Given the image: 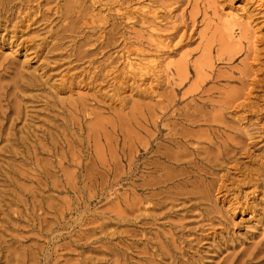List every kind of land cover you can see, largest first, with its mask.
I'll list each match as a JSON object with an SVG mask.
<instances>
[{
  "label": "bare ground",
  "instance_id": "6f19581e",
  "mask_svg": "<svg viewBox=\"0 0 264 264\" xmlns=\"http://www.w3.org/2000/svg\"><path fill=\"white\" fill-rule=\"evenodd\" d=\"M101 1L103 0H92L89 3H86L87 0H0V29L4 30L0 35L13 43L20 36H17L20 26L24 25V28H27L38 21H42L41 25H43L42 23L48 20L49 12L53 15L51 22L58 18L67 19V25L55 30V33L51 32L50 37L52 36L53 39L44 40L43 45L48 48V51L60 49L65 43L64 39L70 38L69 41L72 43L66 45L67 50L73 54L77 62L85 58L87 64L80 68L81 71L74 72L70 79L66 77L67 82L63 87L67 86L65 91L67 95L57 101L58 103L51 104V108L57 106L58 113L64 115L71 125H75L72 112L83 114L84 119L88 117L90 121L94 119V124L98 127L93 129L96 134L100 132L101 127H108L111 123V120L104 119V112H109L115 123L132 127V131L127 129L124 131L118 142L122 158L126 161L122 167L123 170L114 174L112 169L101 161L99 165L106 176L93 184L95 196L88 201L89 204L96 202V199L100 202L99 196L119 180L122 181L123 191L127 193V197L120 198L118 201L122 210L111 209L94 213L91 217H78L84 224L100 222L99 225L90 227L91 234L102 232L109 224L101 220L103 215L111 223L119 220L137 228L135 231H122L133 238L131 244H124L119 240L113 243V247H108L109 251L104 250V252L116 257L114 261L121 264H125L121 260H124L127 255H130L133 260L130 264H199L204 243L216 237L215 224L220 223L225 229L235 213L257 211L252 201L250 203L245 199L239 202L235 196H231L228 181L233 171L235 173L233 182L237 185L246 184L252 187V193L256 189L264 190V164L262 163L264 132L250 124L249 126L244 124L243 128L230 125L227 114L241 110H250L258 115L264 113V107L251 104L253 100L249 96L253 89L258 90L260 83L254 78L256 74L252 75L254 73L251 70L252 62L243 64L242 69L231 70L230 74L225 76L215 72L213 66L215 61L229 66L230 61L235 60L242 49L241 47L230 48L228 41L230 35L228 31L232 27L230 23L213 62L207 58L212 51V44L207 42L202 47L203 53L197 57L195 64H190L184 56L167 69L162 70L159 66V71H154V68H157L155 65L145 66L141 63H133L131 60L127 62L125 60L120 67L121 58L128 59L133 52V49L129 50L127 45L137 43L151 46L155 40L154 34L141 26L139 31L128 36L130 31L125 29L120 31L118 21L110 24L112 18H115L113 14L111 17L108 15L101 17L100 10L95 13V9L98 2L104 3L107 11H111L112 2L120 1L123 5L129 1ZM169 1L163 0L160 8L165 11L170 5L167 3ZM202 11L204 12L205 8ZM131 12L133 11L130 9L126 11L130 14ZM189 16L190 23L185 21L183 24L186 28L189 25H195L197 20L196 13ZM119 18L122 19V17ZM152 22L151 25H154L152 27L157 29L158 25ZM147 27L150 28V26ZM79 28H81L79 33L76 31L77 34L72 35V32ZM243 33L241 31L238 37L239 44L245 37ZM54 39L56 43L52 42ZM157 44L162 45L161 42ZM113 48H118L116 51L121 52V55L115 54V50L109 52ZM247 48L243 60H254L255 54L251 48L248 46ZM191 67L195 71L196 81L181 91L186 85ZM81 82H83L82 85ZM89 83L110 88L107 93L109 91L112 93L108 95V98L112 99L118 95L114 101L118 102L120 109L127 108L128 111L120 113L99 102L94 106L88 105L85 102V95H76L75 91L81 86L85 87L83 91H89L90 88L87 86ZM142 84H145L144 88L140 89ZM164 86L169 91L165 90L163 94H160L157 90ZM146 88L152 103L145 104L132 99L131 106H127L128 100L134 94L144 98L143 90ZM133 90L135 91L132 92ZM93 97L97 98V95ZM253 107L255 110H252ZM3 114L0 120V133L4 131L9 121L10 125L7 129L16 131L13 126L15 120L20 117L19 111H16L13 119L8 118L5 112ZM238 119L242 120V116H238ZM6 134L13 135L10 132ZM18 138L22 144L29 139L27 135ZM131 144L134 145L133 149ZM38 147L39 144L34 143L31 151H35ZM94 152L99 157L103 153V148L99 146ZM60 170H62V163H55L49 170L33 168L31 172L44 177L45 174ZM31 172L22 174L28 177L32 175ZM76 183L67 181L63 189L76 196L80 190V187L75 186ZM48 184L49 182L45 183L48 188L56 187L53 182L50 186ZM36 186L41 188L39 183H36ZM35 191L34 189L33 192L26 193L23 200L16 195H11V199L7 202L0 201V215L21 221L19 219L22 218L21 211L11 213L10 207L14 203L27 206L26 201L29 200L32 205L29 220H37L40 223L45 216L39 212H33L37 205L41 208L42 203L41 200L37 201ZM244 196L248 194L244 192ZM261 197H263L262 200L257 202L261 204V212L257 213H261L264 219V194H261ZM220 202L221 206L224 205V212L217 210L216 205ZM226 203H229L227 208ZM1 205L5 207L2 208ZM53 206H51L52 211L58 214L56 216L57 224L59 223L58 229H66L68 222L61 219V216L71 206L67 205L63 208ZM42 208L47 211L45 207ZM78 209L75 207V210ZM15 214H17L16 217ZM1 220L6 221L0 217ZM6 223L11 222L6 221ZM137 230L140 237L136 234ZM102 235L97 238V241L103 238L106 242L123 237L112 231H104ZM62 237L69 239L64 246L62 243L63 247L78 241V239H71L70 234ZM86 238L88 239L89 235ZM221 245L227 250L232 248V252L221 256L219 264H264V238L253 242L250 247L241 249L236 247V243L233 244L231 237L224 236L218 238L216 245L207 246V248L222 249ZM5 246L6 240L0 235V250ZM25 255L29 256L25 252H19L17 259L13 255L12 258L8 256L7 261L16 259L24 263Z\"/></svg>",
  "mask_w": 264,
  "mask_h": 264
},
{
  "label": "rangeland",
  "instance_id": "374dc122",
  "mask_svg": "<svg viewBox=\"0 0 264 264\" xmlns=\"http://www.w3.org/2000/svg\"><path fill=\"white\" fill-rule=\"evenodd\" d=\"M90 1L92 0H87L86 3ZM128 1L123 5L120 1L112 2L111 11H107V6L104 3L98 2L95 9V13L100 10L101 17L107 15L111 17L113 14L115 18H112L110 24L113 21H118L120 31L123 29L130 31L128 36L139 31L141 26L154 34L155 40L151 46L137 43L127 45L129 50L133 49V52L130 53L128 59L121 58L124 61L120 60V67L125 63V60L126 62L131 60L133 63H141L145 66L155 65L157 68L153 67L154 71H159V66L162 70L167 69L184 56L190 64H195L197 57L203 53L202 47L207 42L212 44V51L207 58L213 62L220 50V44L225 38V33H227V27L232 24L228 31L230 32L228 39L230 48L241 47L242 49L237 54V58L230 61L229 66L215 61L213 65L215 72L225 76L230 74L231 70L242 69L243 64L252 62L251 70L254 72L252 75L256 74L254 78L259 81L260 85L257 87L258 90L253 89L249 95L253 100L251 104L264 107V0H170L167 2L170 5L165 11L160 8L163 0ZM203 8H205L204 12ZM129 9L133 11L131 14L126 13ZM192 13H196V23L186 28L183 24L185 21L190 23L189 15ZM47 14L48 20L42 23L43 25H41L42 21L37 20L38 22L32 23L27 28H24V25L20 26L17 32V36H20L13 43L0 35V120L4 112L10 119L15 117L16 111H19L20 115L13 126L16 131L7 129L10 125L9 121L4 127V131L0 133V201L1 203L7 202L8 199H11V195H16L23 200L26 193H31L35 189L36 199L37 201L41 200L42 203L41 208L37 205L33 212L36 211L45 216L40 223L37 220H29V212L32 211L29 200L26 201L27 206L14 203L10 207L11 213L21 211L22 218H19L21 221L0 215L6 221L11 222L0 221V235L6 240V246L0 250V264H121V262L114 261L116 257L106 254L104 250L109 251L108 247H113V243L119 240L124 244H131L133 238L122 231H135L137 228L128 222L119 220L111 223L103 215L101 220L109 224L104 227L102 232L91 234L90 227H95L100 222L84 224L79 221L78 217H91L94 213L111 209L122 210L118 201L120 198L127 197V193L123 191L122 181L119 180L106 189L108 193L104 192L99 196L100 202H97L98 199H96V202L89 204L88 201L94 199L95 196L93 184L100 181L101 177L106 176L99 165L101 161L112 169L114 174L123 170L122 167L126 161L122 158L118 142L124 131L126 129L132 131V127L115 123L116 121L111 119L110 113L104 112V119L111 120V123L108 124V127H101L100 132L96 134L93 129L98 127L94 124V119L90 121L87 117L85 121L83 114L72 112V120L75 125H71L64 115L58 113L57 106L51 108V104L58 103L57 101L67 95L65 92L67 86L63 87L67 78L70 79L74 72L81 71L80 68L86 66L87 62L85 58L77 62L73 54L67 50L68 46L66 45L72 43L69 41L70 38L64 39L65 43L60 49L48 51V48L43 45L44 40L51 41L53 39L52 36V38L50 37L51 32L55 33V30L63 28L68 22L67 19L59 18L51 22L52 12ZM231 17L235 19L233 20ZM152 21L158 25L157 29L152 27L154 26L151 25ZM176 29L178 30L175 31ZM79 30L81 28L75 29L72 35L79 33ZM76 31L77 33H75ZM241 31L244 32L245 37L239 44L238 37L241 35ZM3 32L4 30L0 29V34ZM52 42L56 43L57 41L54 39ZM157 42H161L162 45ZM247 46L255 54L254 60H243L248 49ZM117 49L113 48L109 52L115 50V54H117ZM118 54L121 55V52ZM195 81V71L191 67L186 85L181 91L187 89ZM97 83H89L87 86L90 90L85 89L87 92L83 91L85 87L80 85L81 88H77L75 94L85 95V102L88 105L94 106L99 102L120 113L128 111L127 108L120 109L118 102L114 101L118 95L112 99L108 98V95L112 93V91L107 93L110 88L101 84L97 85ZM144 85L142 84L140 89H143ZM165 90H168L166 86L157 91L163 94ZM143 91L144 98L134 94L128 100L127 106H131L132 99L145 104L152 103L147 88ZM93 95H97V98H94ZM252 110L255 108L253 107ZM227 116L230 125L243 128L244 124L248 126L250 124L264 132V113L258 115L250 110H241L228 113ZM238 116H242V120L239 121ZM6 132L13 133V135L9 136ZM26 135L29 139L25 144H22L18 137ZM34 143L39 144V147L35 151H31ZM131 145L133 149L134 145ZM99 146L103 148V153L98 157L94 151ZM55 163H62V170L50 172L44 177L37 175L36 172H31L33 168L49 170L50 166ZM262 163L264 164V158ZM28 172H31L32 175L25 177L23 174H28ZM234 178L235 173L231 171L228 181L231 196H235L239 202L245 199L250 203L252 201L257 211L235 213L225 229L222 224H215L216 237L210 238L204 243L199 264H219L223 256L232 252V248L227 250L222 245V249L207 248V246L216 245L219 237H231L233 244L236 243V247L241 249L250 247L253 242L264 238L263 215L257 213L261 212V204H257V202L262 200L261 194H264V190L256 189L252 193V187H248L246 184L237 185L236 182H233ZM67 181L77 182L75 186L80 187V190L76 196L63 189V185ZM48 182L49 186L53 182L56 187L48 188L45 185ZM36 183H39L41 188L37 187ZM244 192L248 196L245 197ZM37 201L36 203H38ZM52 205L55 208L71 206L61 216V219L68 222L66 229H58L59 223L57 224L56 218L58 214L52 211ZM228 205L229 203H226L225 207L227 208ZM42 207H45L47 211H44ZM75 207L79 209L75 210ZM216 207L217 210L224 212V205L221 206V202ZM14 216L16 217L17 214ZM97 231L99 230L97 229ZM104 231H112L116 235H123V237L106 242L103 238L101 241H97L98 237L103 236ZM138 231L136 234L140 237ZM69 234L71 239H78V241L63 247L69 239H64L62 236H69ZM101 245L102 247H100ZM19 252L29 254V256L25 255L24 263L22 260H16ZM13 255L16 259L7 261V257L12 258ZM121 261L130 264L133 260L130 255H127Z\"/></svg>",
  "mask_w": 264,
  "mask_h": 264
}]
</instances>
